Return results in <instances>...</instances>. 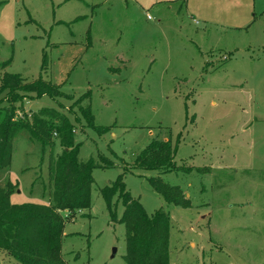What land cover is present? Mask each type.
Listing matches in <instances>:
<instances>
[{"label":"rangeland","instance_id":"obj_1","mask_svg":"<svg viewBox=\"0 0 264 264\" xmlns=\"http://www.w3.org/2000/svg\"><path fill=\"white\" fill-rule=\"evenodd\" d=\"M6 73L60 87L22 95L16 118L58 111L79 160L97 166L90 210L64 215L66 264H126L124 207L115 195L114 221L103 197L120 178L148 216L169 214L170 264H264V0H0ZM58 138L14 137L0 178L17 186L12 204L51 203ZM154 140L172 144L176 169L136 167ZM152 178L190 206L168 203ZM0 264L20 263L0 251Z\"/></svg>","mask_w":264,"mask_h":264},{"label":"trees","instance_id":"obj_2","mask_svg":"<svg viewBox=\"0 0 264 264\" xmlns=\"http://www.w3.org/2000/svg\"><path fill=\"white\" fill-rule=\"evenodd\" d=\"M7 65L3 63L1 67ZM0 92H5L9 99V107L0 110V178L10 169L14 137L20 132L25 131L32 139L50 147L54 141L49 137L56 134L62 147L59 155L50 157L49 205H14L10 198L17 186L11 183L0 185V251L13 256L20 264H66L61 256L64 215L73 217L90 210L94 183L92 170L97 166L91 161L84 163L79 160L73 128L58 111L45 108L32 116V123L24 118H16V104L24 98L22 95L59 98L63 94L58 85L42 79L28 83L19 75L6 73L0 79ZM83 114L92 124L93 117L88 106L83 108ZM174 156L175 148L170 142L154 140L137 156L136 167L171 172L176 169ZM150 184L168 203L190 206L178 187L165 185L160 178H152ZM115 195L124 207L119 223L126 230L125 263L170 264L169 214L158 210L148 216L139 200L132 198L126 190L120 178L103 192L114 221H117L114 214L116 204L112 202Z\"/></svg>","mask_w":264,"mask_h":264},{"label":"water","instance_id":"obj_3","mask_svg":"<svg viewBox=\"0 0 264 264\" xmlns=\"http://www.w3.org/2000/svg\"><path fill=\"white\" fill-rule=\"evenodd\" d=\"M114 253H115V250H114Z\"/></svg>","mask_w":264,"mask_h":264}]
</instances>
